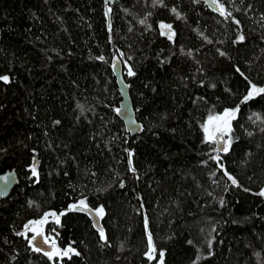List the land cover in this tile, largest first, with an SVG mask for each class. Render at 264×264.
I'll list each match as a JSON object with an SVG mask.
<instances>
[{
  "label": "trees",
  "instance_id": "16d2710c",
  "mask_svg": "<svg viewBox=\"0 0 264 264\" xmlns=\"http://www.w3.org/2000/svg\"><path fill=\"white\" fill-rule=\"evenodd\" d=\"M217 2L225 15L191 0H0V172L17 176L0 198V264H264V94L242 102L264 88V0ZM226 110L217 152L203 122ZM81 200L103 208L104 239L71 209ZM46 213L59 217L47 238L79 255L33 250Z\"/></svg>",
  "mask_w": 264,
  "mask_h": 264
},
{
  "label": "snow or ice",
  "instance_id": "6c2138e0",
  "mask_svg": "<svg viewBox=\"0 0 264 264\" xmlns=\"http://www.w3.org/2000/svg\"><path fill=\"white\" fill-rule=\"evenodd\" d=\"M212 3L216 5V7L220 11L221 15H225L224 8L217 3V0H212ZM106 15H107V13H106ZM142 23H143V21H142ZM160 27H161V29H169L170 30L171 26L162 24ZM161 34L163 35L165 33L162 31ZM169 39H171V35H169ZM240 40H243L242 36L240 37ZM221 55H223V53H221ZM101 59H102V57H101ZM114 67H115V65H114ZM128 74L134 75V73L132 72L131 69H129ZM0 80H3L5 83H7L8 77L7 76L0 77ZM260 94H264V88H259V87H256L255 85H252L250 87V89L248 90V93L244 97L242 102H247L248 100H251ZM117 112H119V110H117ZM235 115H236V110H231V111L226 110L222 116H209L208 123H206L204 125L205 139L207 141H210V142L211 141H217L218 142L217 133L218 132L224 133L225 131L230 132L231 131L230 121H231V119L235 118ZM213 122H222V123L215 125L212 128V130L210 131L209 126L213 125ZM223 150L225 152L228 150V143L227 142L225 143ZM131 155H132V153H129V165H130V167H131ZM31 171H32L33 176H37V171H36L35 167H33L31 169ZM225 175H228V174L225 173ZM228 178L230 180H232L233 184H236L235 179H233L231 176H228ZM0 180H3L5 183H7L8 177H0ZM258 195L264 196V191H261L260 193H258ZM86 208H87V205L85 204V202L83 200L80 201L79 207H77L75 205L71 206L72 210H77V211H82V210H85ZM49 215L55 216L56 222L59 223V217L56 216L55 213H46L44 218L41 219L40 221L32 222L33 227L31 228V230L35 232V235L32 236L31 241H35L37 239V236L43 235L42 225L44 223H46ZM95 215L102 217L103 216V208L97 209L95 212ZM25 227L28 228V225H26ZM145 228L147 230V220L145 221ZM21 235H23V233H21ZM100 236H101V239H104V232L102 229L100 230ZM31 241H30V243H31ZM44 243H49V239L47 237H45ZM148 247H149L148 259L152 260L154 258L155 249L152 245L151 235L148 236ZM50 248H51V251L44 252V255L48 256L49 259H52L54 256H60V257L68 256L69 253H71L73 255H79V253L75 252V250L72 249L70 246L67 249L61 251L60 249H58L56 247V244L54 241L51 242ZM33 250L34 251H41L40 247H38V246H34ZM160 264H163V253L162 252L160 253Z\"/></svg>",
  "mask_w": 264,
  "mask_h": 264
},
{
  "label": "water",
  "instance_id": "95a60500",
  "mask_svg": "<svg viewBox=\"0 0 264 264\" xmlns=\"http://www.w3.org/2000/svg\"><path fill=\"white\" fill-rule=\"evenodd\" d=\"M114 1L115 0H102V3L103 5H105V7H107L109 5H112ZM191 1H202L209 9V11L222 16L220 14V11L217 9L216 5L212 3V0H191ZM111 70L120 96L118 107L116 109V115L122 122L123 127L127 132V134L132 136L140 131V124L137 122V120L134 117V112L128 92V86L123 79L122 65L119 59H114L112 61ZM117 110H119V112H117ZM217 138H218V142L216 141V144H219L221 146V149L215 148V151L220 152L221 150H223V147L225 146V139L222 135H218ZM0 177H8L7 183H5L3 180H0V198H4L8 195L9 191L17 183V176L14 170H6L4 172H0ZM75 206L79 207L80 204H77ZM82 211L85 212L90 217L93 226L97 230H100L101 226L99 224V216L95 215L96 211L89 206H87V208ZM39 238L40 237L37 236V239L35 241H31L32 245L38 246L40 247V249L47 251L50 248V245L46 247H42L39 244Z\"/></svg>",
  "mask_w": 264,
  "mask_h": 264
},
{
  "label": "rangeland",
  "instance_id": "374dc122",
  "mask_svg": "<svg viewBox=\"0 0 264 264\" xmlns=\"http://www.w3.org/2000/svg\"><path fill=\"white\" fill-rule=\"evenodd\" d=\"M220 5V4H219ZM225 112V111H224ZM224 112H221V113H216V114H211L210 116H222L223 114H224ZM208 119H209V116L207 117V118H205V120H204V122H203V130H204V125L206 124V123H208ZM220 123H222V122H213V125H210L209 127H210V131L212 130V128L215 126V125H217V124H220ZM226 132V131H225ZM225 132L224 133H217V136L218 135H224L225 134ZM205 133V132H204ZM224 137V136H223ZM224 139H225V137H224ZM226 141V140H225ZM213 145H215V143H213ZM262 191H264V188H263V190ZM35 235V232L33 231V236ZM40 238H39V244L42 246V247H46V246H48V245H50L51 243L49 242V243H44V235H41V236H39Z\"/></svg>",
  "mask_w": 264,
  "mask_h": 264
},
{
  "label": "flooded vegetation",
  "instance_id": "af4514ba",
  "mask_svg": "<svg viewBox=\"0 0 264 264\" xmlns=\"http://www.w3.org/2000/svg\"><path fill=\"white\" fill-rule=\"evenodd\" d=\"M44 226H45V224L42 225V231H43V235H44V239H45V237H47V235L44 234ZM49 242L51 243L52 240L49 239ZM41 250H42V249H41ZM50 250H51V248H49L47 251H50ZM42 251H44V250H42ZM44 252H46V251H44Z\"/></svg>",
  "mask_w": 264,
  "mask_h": 264
},
{
  "label": "bare ground",
  "instance_id": "6f19581e",
  "mask_svg": "<svg viewBox=\"0 0 264 264\" xmlns=\"http://www.w3.org/2000/svg\"><path fill=\"white\" fill-rule=\"evenodd\" d=\"M218 3V2H217ZM219 4V3H218Z\"/></svg>",
  "mask_w": 264,
  "mask_h": 264
}]
</instances>
